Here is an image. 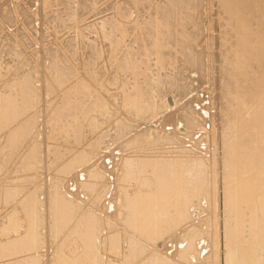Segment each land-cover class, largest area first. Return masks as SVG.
<instances>
[{"label":"rangeland","instance_id":"1","mask_svg":"<svg viewBox=\"0 0 264 264\" xmlns=\"http://www.w3.org/2000/svg\"><path fill=\"white\" fill-rule=\"evenodd\" d=\"M234 1L235 0H183V2H182V0H141V1L140 0H45V1L44 0H0V20H2V21H0V32H1L0 33V80H1L0 81V93H1L0 97H1V102H3L6 99L15 100L18 97L20 99V102L24 103L28 99V97H27L28 94H31L32 99H33L32 104L33 105L35 104L34 106L32 105V109L28 112H27L26 107L24 109V107L21 106L20 109L23 111H22L18 121L13 123V124H10L7 127H5V130L0 132V153H1L0 154L1 155L0 156V166H1L0 167V174H1L0 175V180H1L0 181L1 182L0 183V224L4 223V224H2L3 227H2V225L0 226V245H1L0 246V253L3 252L4 246L9 243L8 241H10V243L8 245L14 246L16 243V241H14V240L16 238H19V240L17 242L19 244L16 247L14 246L11 249L10 252H12V253H10L9 257H7L8 259L7 258H4V260L1 259L0 264H13V263L14 264L15 263L16 264H20V263L21 264H40V263L41 264H52L53 262H54L53 264H57V262L59 263V261L60 262L62 261V263H64L65 261L71 262L72 260L77 261L78 264H86L85 261H87V259H89V260L91 258L94 259L95 250L94 249L87 250L84 247L85 244H82V241H80V240L82 237H85L88 235L87 234V232L89 230L88 227H89V225H90V227L92 226L91 225L92 220L90 217V215L92 214L91 211L93 210L92 212H94L95 211L94 209L97 208L100 204H102L99 206L102 208V212H100L101 215L99 214L101 219H102L101 225L103 223L105 225L103 224V226H100V229L98 231H95L96 234L97 233H99L98 235L101 234V236H97L99 241L96 243L97 247H98L96 249L97 250L100 249L102 251V252L100 251L101 256H100V253L99 254L97 253L98 254L97 258H98L99 264H115V263L116 264H125L126 263L125 259H127L128 264H143V263L144 264H153V263H155V260L162 261V264L165 262L164 260H166V262L164 264H166L167 262H168V264H196V263H193V262H197V261L193 260L194 255H192L193 256L192 258L187 257L185 255H183V256L180 255L182 252H184L186 250V248L188 246H190L191 243H193L194 249H196L198 253L200 252V250L205 249V252L208 254L214 252V245L217 243L219 248L217 249L218 256L216 257V260H217L218 264H223L222 258H223L224 250H223L222 246H223L224 241H223V229L222 228L224 225V223H223L224 218H225V211L224 210H225L226 204H225V202L224 203L222 202V201H224V196H225L224 194L225 193H224V191L223 192L220 191V190H223V188L221 189L220 187H224L225 181H228L229 178L235 179L234 176H231V177L229 176L230 173H228L229 172L228 170L230 168H227V166H224L225 163H223L227 159V157L230 156L231 152L233 151V150H230L233 148L229 149L228 143H226L225 138L228 137V132H232L234 130V129H232V121L235 120V118H236L235 114H240V112L238 110L239 108L228 110V108L226 107L225 92L223 91V90H225L224 89L225 86H224V80H222V79L224 77H226V74L228 75V73L224 70L223 67L226 66L225 57L230 58V56L233 55L232 53H234L235 49L239 48V50H240V48H242V41L245 39L244 38L245 34L249 35L248 36L250 38L249 41H250V43H252L251 45L253 47H256V44L261 41V43L257 45V50H255V51L253 49H251L250 46L244 47V49L247 51V53H249V52L255 53V52H258V50L264 49L263 48L264 47V28L260 29V26H259V20H262L263 21L262 24H264V10H261L264 7V0H250L252 9H254V8L256 9L255 12H253V11L246 12V15H248L250 12L254 17L253 18L250 16L251 17L250 32L243 30V28L241 30L239 29L237 31H236V29H233V26L231 25L232 17L230 15V13H228L227 9L233 8L235 10V13L237 14V16L239 15V17H241V18H243L242 14H244L243 7L241 6L242 4H239V5L237 4V6H234L233 5ZM96 5H97V7H96ZM168 6H170V7H168ZM225 6L227 9L225 8ZM31 13H33V14H31ZM64 13H65V15H64ZM136 14H137V17L135 19ZM155 16H157V17H155ZM168 17L171 20V22L166 27L165 23H166V20H168ZM8 19H10L9 22H8ZM18 21H19V23H18ZM121 21H123V23ZM76 24L78 25V27L79 26L81 27V30H77L78 33L80 31L79 38H78V36H75V30L73 31V29H72V27ZM96 25H98V26H96ZM157 25L160 26V29H162V28L165 29V27H166V29H169L168 30L169 32L165 33L164 36L162 34L157 35V33H158V31H157L158 29L156 28ZM57 26L59 29L57 28ZM56 28H57V31H56ZM107 29H109V30H107ZM33 32H34V34H33ZM171 33H172V35H171ZM70 34H71V36H70ZM154 34L157 38H159V39L161 38V41H159V43L155 42V40L152 36ZM96 36L99 37L98 38L99 41L95 39ZM8 37H10L11 39ZM34 37L36 39H34ZM46 37H48V38H46ZM14 40H15V42H14ZM53 40H55V41H53ZM68 40H69V42H68ZM65 41L67 42V44ZM137 41H138V43H137ZM130 44H131V46H130ZM76 46H78V47H76ZM232 46H233V48H232ZM57 47L59 49H57ZM18 50H20V51H18ZM58 50L61 52H58ZM83 50L85 52H83ZM104 50L108 53L111 51V54L106 53ZM193 50L194 51L196 50V51L194 52ZM177 51H179V52H177ZM89 53H90V55H89ZM205 54H207L209 57ZM178 55L180 56V58ZM196 55H197V57H196ZM204 55H205V57H204ZM126 57H130L134 63L138 64L139 65L138 70L140 72L144 73L145 75L149 74L150 72H151L150 75L156 74V73L159 74L161 72L160 75H162V77L164 75V77L162 79L165 82L166 81L167 82L180 81V83L186 82L187 83L186 84L187 85V91L186 92L189 94H187L185 96V98L181 101V104L185 105V103H190L193 106L190 105L191 109H189V107H186L189 110H191V112H188V110H186V112H183V115L185 117H187L188 113L190 116V113H192L193 111L196 112V116L193 115V117H196V118H194V120H192V123H194L195 121L196 122L194 124L190 125V127L192 126L191 129L189 126H187V127H189V129L186 128L185 131L180 132V131H178V126H176L175 122H173V124H169L170 126L167 125L166 129L164 128L165 130L168 129L166 131V132H168L167 134L165 131H162V130H159L161 132V134H159L160 132H157L158 134L156 132H154L157 135L156 136L153 133L155 137L161 136V138H163L162 135L163 136L165 135L164 140H166V138L169 139L168 137H171L174 135L176 136V139H173V140L171 139V141H168V142L161 141V142L157 143V145L154 147L155 149H153V150H152V148H149L151 150L148 149L150 153L146 152V151H142V150L141 151L139 150V152H138V148L135 149L134 147H133V149L129 150V147L131 148L130 140L136 136L135 135L136 133H139V134L141 133L140 135L145 134V135H148V137H149V134H151V132L149 131L148 134H147V131L144 132L146 130V128H145V126H142V125H143L145 119L137 118L135 115L129 113L128 109L126 110L127 106L126 107L124 106L125 105L124 100L126 99L125 97H127L130 90L132 92L134 91L133 84H131V83L128 84L131 77L128 76L129 74L125 73V71H127V70L122 69V65L124 64L125 60H127ZM85 58H88V59H85ZM176 58H177V60H176ZM204 61H205V63H203ZM248 62L249 63H248V68H247L246 73L249 75L251 73L254 74L256 77L255 79L257 81H260L261 85H263V86H261L262 87L261 91H264V62H262V61L256 62L252 59H250V61H248ZM85 64L87 65V67H85L86 66ZM203 64H205V67L203 66ZM187 65H188V67H187ZM76 66H77V68H79L81 74L77 71ZM163 66H164V68H163ZM196 66H197V68H196ZM206 66L209 68V69L207 68L208 70L211 69L210 70L211 72L210 71L208 72V70L205 69ZM91 68H92V70H91ZM154 69H155V72H153ZM156 70H157V72H156ZM171 70L173 73L170 72ZM198 70L200 71V73L198 72ZM217 70H218V72H217ZM60 71L62 73V77L59 79V77L57 75H59ZM166 71L170 72V73L168 74ZM192 71H194L195 73ZM180 72H182L181 73L182 76L179 75ZM205 73H206V75L209 74L208 77L204 76ZM166 74H168V76ZM183 75L185 78L183 77ZM121 77H123V78H121ZM220 77H221V79H220ZM200 79H201V81H200ZM257 81H255V82H257ZM77 84H79V85H77ZM95 84H97L99 86V88L100 87L102 88V95H104L103 97L100 96L99 94H96V91H95L96 85ZM49 85H50V87H47ZM84 86H86L87 89H89V93L87 92V94H85L84 91L82 93L81 89ZM30 87H32V88H31V91L29 93L22 94L23 90L24 91L26 89L28 90V88H30ZM49 88L51 91L49 90ZM170 89H169V87L166 88V91H167V93H166L165 88H164L162 90V92L164 94L161 92L163 95L161 94L160 99L162 96L164 97L165 95H166L165 96V98H166L167 94H168V97L174 95L175 93ZM188 91H190L191 93ZM32 93L33 94L35 93L34 96H36V97H34L32 95ZM36 93H38V94H36ZM6 94H8V95H6ZM61 95H63V96H61ZM81 96H83V97H81ZM100 97L104 100V103L107 104V108H108V111L110 113L109 115H107V117H108L107 121H106L107 125L105 126V129H106L105 132L107 133V135L104 138H102V136H100L99 133L91 135L87 131V134H86L87 125L85 124L84 118L81 119V121L79 123L73 125L74 120H75L74 115L76 113H78V112H76V110L74 112H72L74 118L73 117H67V118H63L62 120H60L61 115L59 112L63 111L65 113L68 111V108L65 106H66V102L69 99H71L72 102L80 101L81 103L89 104L92 101V99L100 98ZM34 98H35V101H34ZM56 98H57V100H56ZM58 98H59V100H58ZM38 99H40V100H38ZM49 104H50V106H49ZM175 104H176L175 96H173L172 101H170V105L174 106ZM33 107H34V109H33ZM112 109H115V110H112ZM192 109H193V111H192ZM248 110L250 111V114L253 115L252 116L253 118L256 115L260 114V112L262 110H264V92L260 93V95H258L253 101H251L249 103ZM113 112H114V114H113ZM197 112L200 113V119H198L199 115ZM218 112H219V114H218ZM117 114H118V116H117ZM244 115L246 117H248L247 112ZM36 116H37V118H36ZM230 116H231V118H230ZM237 117L242 118L241 116H237ZM246 117H244V122L247 121L249 118V117L248 118H246ZM32 118H35V119H33V121H32ZM214 118L215 119L217 118L216 120L219 119L218 120L219 123H218V121L216 122V120L214 121ZM220 118H221V120H220ZM222 118L224 121L222 120ZM54 119H56V120H54ZM28 120L32 121V123L34 122L33 123L34 128L30 131L29 135L27 137H23L22 140H20L14 148L10 147L8 145L10 134L12 132L16 131L19 125L23 124L24 122H26ZM64 121L67 123V125ZM117 122H121V123H119V125L117 126V124H118ZM17 123H18V125H17ZM112 123L114 125H112ZM122 123H124L125 126H127L129 129H132L133 132H131L129 134H120L119 132H117V127L122 126ZM200 123L204 126L206 131H202L203 128H202V125ZM14 124H16V125H14ZM133 124H134V126H133ZM219 124L223 126V129L224 128L225 129L223 130ZM50 126H52V128ZM113 126H114V128H113ZM57 127H58V129H57ZM78 127H79V131L85 132V134L82 133V135L79 136L81 138H78V139H80L78 141V142H80V148L88 145V143L91 146H90V148L85 147V150L81 151L82 153L79 152L80 154L78 155V157L80 159L76 163L74 158L77 156V153H78V151L76 152V148L78 147V145H77L78 142L75 141V138H77L76 130L78 129ZM169 127H171L170 129H172V130L169 131ZM175 127H177V128H175ZM194 127H195V129H194ZM199 128H200V130H199ZM137 129H138V131H137ZM34 130H35V132H34ZM52 130H55V131H52ZM47 131H48V133H47ZM51 132H53V134ZM196 132H198L199 134L198 133L196 134ZM117 133H119V134H117ZM169 133L172 135L170 136ZM206 133H209L210 135L209 134L206 135ZM113 134H116V135H113ZM176 134H178V137ZM189 134L192 135V137ZM54 135H55V137H54ZM63 135H64V138H63ZM117 135H119V136H117ZM185 135H187V137ZM195 135H197V136L199 135L200 138L196 139L195 137H197V136H195ZM214 135L217 136V139H216V136H214ZM112 136L115 138H113ZM154 136H152V137H154ZM208 136L210 138H206ZM189 137H191V139L194 138L195 141H194V139L191 141V139ZM125 138L127 140H124ZM145 138L146 137L144 136L143 141H142L143 143L148 144V146H149V144H153L152 139L150 141V139L146 140L147 138L146 139ZM201 139H205V140L209 139V140H208V143H207V141H204L205 143L203 144ZM177 140H179V141H177ZM181 141L183 142L182 143L183 145L187 143L186 145H184L183 148H182L183 145L181 144ZM75 142H77V143H75ZM169 142L172 144H170ZM101 143H103V144H101ZM113 143H114V146H113ZM115 143H117V144L115 145ZM175 143H176V145H175ZM199 143H200V145H198ZM65 144H66V147H65ZM164 144H165V146H164ZM70 145L71 146L74 145V146L71 147ZM121 145H122L123 149L125 147H126L125 149L128 148L127 150H129V151H127L126 153L130 159L131 158L133 159V157L136 158L137 155H138V157H141L142 154L143 155L141 158H143V156L147 157V156L152 155V154H154L153 156H156L157 153L162 152L161 155H165V154L169 153L168 155L174 156V154H175V156L179 157L180 159L176 158L175 156L173 158H175L176 161L177 160L182 161L183 155L184 156L186 155L185 156L186 160L183 159L182 162L188 163V160H190L189 161L190 166L191 167H192V165L195 166V168L193 166L192 170L190 169L191 167L189 166L190 167L189 171H191L190 175L193 176L194 173L197 172L194 170H197L200 167V165L203 164V166H205V167L208 166L207 170H206V173L208 171V173H207L208 176L206 177V179L209 177V179L211 180V183L208 184V185H210L208 187V191L205 193L206 194L205 199H204V197H201L200 198L201 200L198 199L197 200L198 202L195 203L194 207H193L196 209L193 211L191 210L192 213H190L187 217H184L180 221L179 220L177 221L175 218H170L171 220L168 223V226H166L164 231L159 233V235L157 236V240L156 239L145 240V238L139 237L136 235L135 239L138 238V242L141 243V248L143 250L142 254H140L141 256L138 255L136 257L134 256V254H132L133 249L131 248L130 244L127 243V241L129 240V237L131 238V235H133L131 233V228H129V226L126 225V223H125L129 219L124 218V217H126V216H124L125 213L128 214L129 210L126 211V208L123 209V208H121L122 206H120V205H119L120 206L119 207L117 203L115 204V202L118 201V203H119V199L121 198L122 195L126 194V192L132 194V193H134V191H137L136 189H141L142 187L140 188L138 186V184H136V186H135V183L134 184L131 183L130 186H128L127 184L123 185V184H125L123 181H121V178L123 176L121 174L119 176V174H118L119 171L117 169L118 167L120 168V166L123 162L122 157L120 158V156H119V155H121V152L123 150L121 148ZM201 145H203V148L201 147ZM19 146H20V150H19ZM158 146H160V148ZM174 147H175V149H174ZM185 147H186V151L188 150L187 152L184 151ZM193 147H194V149H193ZM56 148H57V150H56ZM118 148L121 150L119 151ZM169 148H170V151H172V152H170L168 150ZM206 148H209V150ZM31 149L33 151L36 150V152L38 154V157H37L38 160L36 159V161H35V160H29L28 159L27 153H29V152L27 150H31ZM62 149H64V150H62ZM158 149H159V151H158ZM101 150L104 151L105 153L107 152L108 154L104 155V152L102 154ZM116 150H117L118 154H116L117 153ZM193 150H195V151H193ZM206 150H207V152H206ZM225 151H226V153H225ZM229 151H231V152H229ZM113 152H116L115 153L116 156ZM119 152H120V154H119ZM196 152L198 154L201 152L199 155L203 158H200V156L198 157V154L196 155ZM144 153H147V154H144ZM183 153H185V154H183ZM109 154H110V156H107ZM193 154H195V155H193ZM188 155H190V156H188ZM211 155H213V156H211ZM106 156L109 159H107ZM114 156L118 157V158H116L118 160H116ZM191 157H193V161H192ZM5 159L7 160L6 162H5ZM212 159H213V161H212ZM106 161H107V163H106ZM198 161H200V162H198ZM202 161H204V162L202 163ZM37 162H39L37 169L31 170L29 166L31 164L33 166ZM196 162H197V164L199 163L200 165L199 164L197 165ZM72 163H74V164L72 165ZM104 163H105V165H104ZM211 163H212V165H211ZM77 164H78V166H77ZM90 164H92V167L94 169L91 167ZM217 164H220V165H217ZM113 165H114V168H113ZM18 167H19V169H18ZM109 167L111 169H109ZM115 167H117V168H115ZM217 167H218V169H217ZM72 168H74L73 171H72ZM220 168H223V170L222 169L220 170ZM20 169H22V170H20ZM108 169H109V172H108ZM86 170H87V172H86ZM112 170H114V171H112ZM9 171H11V172H9ZM95 172H100L102 175V179H101L102 182L101 181H100V183L98 182L99 185L97 187V191H95V189L93 190L92 188H90L91 186L94 185V182H95V179H94ZM110 172H111V174H110ZM116 172H118V173H116ZM30 173H31V175L29 176L28 174H30ZM56 173H58V174H56ZM87 173H88V175H87ZM115 173L117 175H115ZM114 175H115V177H114ZM245 175L249 176L250 174L245 173ZM80 176H83L85 178V180H83V177H81L82 178V180H81ZM110 176H113L112 177L113 180H112V178H110ZM216 177H218V178H216ZM108 178L110 181L108 180ZM72 179L76 185L74 184ZM212 179H213L214 184L212 183ZM220 179H221L222 185H224V186L217 185V184H219L218 180H220ZM234 179H233V181H234ZM91 180H93V182ZM103 180H104V184H103ZM114 180H115V184H112L114 190H112L111 183H114L113 182ZM24 182H25V184H24ZM116 182H117V185H116ZM20 183H23L25 185L24 186L25 188L23 187V184H21L22 185L21 186ZM108 183H109V186H108ZM12 184H13V186H12ZM18 184H19V186H18ZM57 184H59V185H57ZM69 185H71V186H69ZM212 185H213V187H212ZM217 186H219V187H217ZM12 187L14 189H11ZM52 187H53V189H52ZM69 187H70V189H69ZM133 187H136V188L133 189ZM72 189H75L76 192L73 193L74 190H72ZM151 189H153V188H151ZM71 190H72V192H70ZM128 190H130V191H128ZM216 190H218V191H216ZM113 191H114V193H113ZM210 191H211V193H210ZM19 192H21V193H19ZM99 192H100V194H99ZM108 192H109V199H107L108 198ZM115 192H116V194H115ZM36 193H38V194H36ZM40 193H41V195H39ZM213 193H214V195H213ZM219 193H221L222 195ZM33 194H34V196L35 195L36 196L34 197ZM83 195H84V197H83ZM37 196H39V197H37ZM90 196L93 198H91ZM65 197H67L69 199L66 200L67 198H65ZM104 197H106V199L104 200L105 202L102 201ZM209 197H211V198H209ZM3 198L5 201H3ZM50 199L53 202L52 201L50 202ZM54 199H55V201H54ZM57 199L58 200L61 199V201L60 202L58 201V203H57L56 202ZM17 200H18V202H17ZM30 200H33L34 202L37 203V205L40 206V207L37 206V208H39V212H38L39 222L42 220V224L39 223L40 225L38 226L40 229L38 232L39 238L37 237V241H39L38 245L39 246L42 245V246L39 249L40 251L38 250L39 253H38V251H36L37 253L33 251V253L31 252L30 254H27L28 252L26 250L28 248L26 246H23V245L28 244L27 242H25L26 239H29V236H26V234L30 231L29 229L31 228L30 223L28 222L29 214H31V213H30V209L27 207V204H28V202H30ZM70 200H71V202H70ZM210 200H212V201H210ZM13 201H14V203H13ZM66 201H67V203H66ZM86 201H89V202H86ZM101 201H102V203H101ZM3 202L5 205L3 204ZM108 202L109 203L113 202V203H111V206H114V208L111 211L110 210L108 211V208H109ZM206 202H208V203H206ZM72 203L77 205V207H78L77 213H76L77 215H74L75 216V217L73 216L74 218L71 216L72 218H69L67 221H64L62 218L64 209L66 210V206L71 207ZM88 203L90 205H88ZM92 203H95L96 205L95 204L93 205ZM58 204H59V207H57ZM206 204H207V206H206ZM209 204L211 207L208 206ZM220 204H221V206L219 208ZM197 205H198V207H197ZM204 206H206L207 208ZM73 207L74 206H72V208ZM201 207L204 209H202ZM117 208H119V209H117ZM200 208L202 210H199ZM217 208H219L218 211H216ZM233 209L234 208H228L227 212H231V210L233 211ZM10 210L11 211L13 210L11 215H10V212H11ZM122 210H124L123 211L124 220L122 219L121 216L117 215L119 213V211L122 212ZM196 210L199 212H197ZM203 210H205V212ZM49 211H51V212H49ZM52 211L54 214L52 213ZM202 211H203V213H202ZM195 212L198 213V217L194 216ZM207 212H209V213H207ZM82 213L83 214L85 213V214L82 215ZM210 214L215 217V218L213 217L215 220L213 218L211 219L212 216ZM234 214L235 213L229 215L228 219L231 221H234ZM109 215L110 216L112 215L111 216L112 219ZM190 215H191V217H190ZM207 215H208V217H207ZM221 215L223 217H221ZM85 216L89 221L85 218ZM20 217H22V218H20ZM57 217H58V220H56ZM118 217H120V218H118ZM192 217H193V219H192ZM205 217H207V218H205ZM6 218H7V220H6ZM14 218H17V221H19V227H20L19 232L21 230L23 232L21 231L20 233L19 232L16 233V232H13L12 228H10L9 223ZM40 218H41V220H40ZM79 218L80 219L83 218V219L81 221H79L80 220ZM220 218H221V220H220ZM74 219H75V221H74ZM60 220H61V222H60ZM104 220H105V222L107 221V223H105ZM110 220H111V222H110ZM166 221L167 222L169 221L168 218L166 219ZM185 221L188 223H186ZM65 222H66V224H65ZM48 223H49V225H48ZM79 224H80V226H79ZM116 224H118V225H116ZM56 225H57V227H56ZM109 226H110V228H109ZM211 226H213V227L211 228ZM5 227L7 228V230L5 231L6 233L1 235L2 229H4ZM120 227H124L123 229L124 230L126 229L125 231L127 234L125 233V231L123 233V229ZM105 228H107L108 230ZM172 228H173V231H172ZM213 228H214V230L212 231L211 229H213ZM40 230H42V231H40ZM106 231L109 233L107 234ZM209 231H211V232H209ZM82 232H84V234ZM180 233H181V235H180ZM20 234H23V235H21V237H20ZM11 235L13 236V238ZM14 235H15V237H14ZM177 236L179 237V239ZM4 238L7 240H5ZM8 238H10V239H8ZM20 238H21V240H20ZM1 239H3L4 241ZM70 239H72V240L70 241ZM103 239H104V242H103ZM121 239H122V242H121ZM221 239H222V241H221ZM165 240L167 242H164ZM180 240H181V242H180ZM199 240H201L202 243L205 244V246L203 244L201 245V241L198 242ZM5 241L7 243H5ZM213 241H214V243H213ZM77 242H78V244H77ZM158 242L162 243V244L164 243L166 245L164 247L163 251H161L159 249V251H161V254H158V252H157L158 251V249H157L158 248L157 247ZM197 242L202 247L197 246V245H199ZM67 243H68V245H67ZM110 243H111V245L109 246ZM179 243L181 244V246L178 248ZM183 243H184V246L182 245ZM3 244H4V246H3ZM169 244L171 245V247ZM100 245H102L104 250L102 247H101L102 249L100 248ZM71 246H73V247H71ZM182 246L185 248H183ZM67 247H69V248H67ZM181 247H182V249H180ZM199 247H201V248H199ZM205 247H207V248L210 247L211 249L210 248L207 249ZM1 248H3L2 251H1ZM166 248H168L169 250H172V252H170L171 254H168L169 250H167ZM123 250H125V251H123ZM178 250H179V252H178ZM163 252H165V253H163ZM215 253H216V251H215ZM34 254L36 256L38 254L39 255L36 257ZM40 254H41V256H40ZM102 254L104 255L103 258H102ZM109 254H112L113 256H111ZM22 255H23V257H22ZM32 255H33V258H31ZM34 256H35V258H38V259H35ZM39 256H40V258H39ZM57 257H58V260H57ZM128 257L129 258L132 257V258L129 260ZM133 257L137 258V259H134ZM101 258H102V260H101ZM19 259H20V261H19ZM27 260L30 263H28ZM199 264H201V263H199Z\"/></svg>","mask_w":264,"mask_h":264},{"label":"bare ground","instance_id":"2","mask_svg":"<svg viewBox=\"0 0 264 264\" xmlns=\"http://www.w3.org/2000/svg\"><path fill=\"white\" fill-rule=\"evenodd\" d=\"M45 1V0H44ZM141 1V0H140ZM58 2V1H57ZM183 2V0H182ZM92 3V2H91ZM237 4H242L241 6L243 7V10H244V14L243 15V18L239 17V15L237 16V14L235 13V10L233 8H225L227 9L228 13H230L231 17H232V23L231 25L233 26V29H236L237 30H241L243 28V30H246L247 32H250V22H251V17H253V15L250 13L251 11L255 12L256 9H252V6H251V2L250 0H235L233 5L234 6H237ZM98 5V4H97ZM96 5V7H97ZM74 6V5H73ZM170 7V6H168ZM29 9V8H28ZM99 9V8H98ZM118 9V8H117ZM153 10V9H152ZM261 10H264V7L261 9ZM249 12L248 15H246V12ZM131 12V11H130ZM240 12V11H239ZM17 14V13H16ZM33 14V13H31ZM222 14V13H221ZM240 14V13H239ZM19 15V14H18ZM17 15V16H18ZM27 15V14H26ZM65 15V13H64ZM45 16V15H44ZM59 16V15H58ZM152 16V15H151ZM251 16V17H250ZM16 17V16H15ZM29 17V16H28ZM137 17V14L135 16V19ZM157 17V16H155ZM45 18V17H44ZM110 18V17H109ZM254 18V17H253ZM77 19V18H76ZM10 19H8V22H9ZM50 20V19H49ZM230 20V19H229ZM2 21V20H0ZM33 21V20H32ZM31 21V22H32ZM146 21V20H145ZM24 22V21H23ZM56 22V21H55ZM123 23V21H121ZM171 22V20L169 19L168 17V20H166V23H165V26L167 27L168 24ZM262 20H259V26H260V29L261 28H264V24H262ZM19 23V21H18ZM25 23V22H24ZM27 23V22H26ZM52 23V22H51ZM142 23V22H141ZM157 23V22H156ZM34 24V23H33ZM48 24V23H47ZM8 25V24H7ZM18 25V24H17ZM30 25V24H29ZM28 25V26H29ZM20 26V25H19ZM35 26V25H34ZM53 26V25H52ZM68 26V25H67ZM71 26V25H70ZM91 26V25H90ZM98 26V25H96ZM153 26V25H152ZM15 27V26H14ZM55 27V26H54ZM165 29L162 28L160 29V26L157 25V35L159 34H162L164 36L165 33H168L169 29ZM13 28V27H12ZM22 28V27H21ZM26 28V27H25ZM24 28V29H25ZM52 28V27H51ZM58 28V26H57ZM57 28H56V31H57ZM94 28V27H93ZM96 28V27H95ZM132 28V27H131ZM197 28V27H196ZM9 29V28H8ZM28 29V28H27ZM36 29V28H35ZM59 29V28H58ZM73 31L75 30V36H78L79 38V33L77 32V30H81V27L76 24L72 27ZM21 30V29H20ZM30 30V29H29ZM95 30V29H94ZM109 30V29H107ZM5 31V30H4ZM63 31V30H62ZM21 32V31H20ZM98 32V31H97ZM110 32V31H109ZM1 33V32H0ZM14 33V32H13ZM46 33V32H45ZM18 34V33H17ZM34 34V32H33ZM58 34V33H57ZM60 34V33H59ZM178 34V33H177ZM184 34V33H183ZM188 34V33H187ZM21 35V34H20ZM45 35V34H44ZM73 35V34H72ZM86 35V34H85ZM103 35V34H102ZM119 35V34H118ZM142 35V34H141ZM172 35V33H171ZM198 35V34H197ZM18 36V35H17ZM35 36V35H34ZM71 36V34H70ZM155 42L159 43V41H161V38H157L154 35H152ZM174 36V35H173ZM249 35L248 34H245L244 35V40L242 41V48H237L235 49L234 53H232L230 56V58H226L225 57V63H226V66L223 67L224 70L228 73V75L226 74V77H224L222 80H224V86H225V90H223L225 92V99H226V107L228 108V110H232V109H235V108H239V112L240 114H235L236 118L235 120L232 121V129H234L232 132H228V137L225 138V141L226 143H228V146H229V149L230 148H233V149H230V150H233L230 154L229 157H227V159L223 162L225 163L224 166H227V168H230L228 171V173H230V177L231 176H234L235 179L233 181L232 178H229L228 181H225L224 185H222V182H221V179L218 180L219 186H224V187H220L221 189L223 188V190H220V191H224V201H222L223 203L225 202L226 206H225V218H224V225H223V250H224V254H223V264H264V110H262L260 112V114L256 115L254 118L252 117L253 115L250 114V111L248 110V106H249V103L251 101H253L258 95H260V93H263L264 91H261L262 90V87L263 85H261V82L260 81H257L255 78V75L254 74H247V68H248V61H250V59L256 61V62H259V61H262L264 62V49L263 50H258V52H255V53H247V51L244 49V47L246 46H250L251 49H253L254 51L257 50V45L261 43L258 42L256 44V47H253L250 43V38L248 37ZM36 37V36H35ZM34 37V39H36ZM178 37V36H177ZM259 37V36H258ZM10 38V37H8ZM14 38V37H13ZM48 38V37H46ZM69 38V37H68ZM76 38V37H75ZM89 38V37H88ZM98 36H96V40H98ZM119 38V37H118ZM173 38V37H172ZM171 38V39H172ZM201 38V37H200ZM11 39V38H10ZM67 39V38H66ZM86 39V38H85ZM90 39V38H89ZM101 39V38H100ZM138 39V38H137ZM190 39V38H189ZM6 40V39H5ZM48 40V39H47ZM52 40V39H51ZM235 40V39H234ZM18 41V40H17ZM55 41V40H53ZM99 41V40H98ZM127 41V40H126ZM15 42V40H14ZM66 42V41H65ZM69 42V40H68ZM91 42V41H90ZM114 42V41H113ZM129 42V41H128ZM197 42V41H196ZM195 42V43H196ZM200 42V41H199ZM198 42V43H199ZM26 43V42H25ZM24 43V44H25ZM62 43V42H61ZM85 43V42H84ZM135 43V42H134ZM138 43V41H137ZM136 43V44H137ZM175 43V42H174ZM67 44V42H66ZM87 44V43H86ZM85 44V45H86ZM101 44V43H100ZM224 44V43H223ZM28 45V44H27ZM62 45V44H61ZM76 45V44H75ZM97 45V44H96ZM118 45V44H117ZM158 45V44H157ZM65 46V45H64ZM93 46V45H92ZM110 46V45H109ZM131 46V44H130ZM174 46V45H173ZM230 46V45H229ZM75 47V46H74ZM78 47V46H76ZM100 47V46H99ZM195 47V46H194ZM53 48V47H52ZM92 48V47H91ZM95 48V47H94ZM98 48V47H97ZM126 48V47H125ZM172 48V47H171ZM233 48V46H232ZM264 48V47H263ZM57 49H59L57 47ZM79 49V48H78ZM128 49V48H127ZM177 49V48H176ZM80 50V49H79ZM87 50V49H86ZM101 50V49H100ZM136 50V49H135ZM20 51V50H18ZM71 51V50H70ZM105 51V50H104ZM158 51V50H157ZM194 51V50H193ZM196 51V50H195ZM194 51V52H195ZM199 51V50H198ZM58 52H61L58 50ZM64 52V51H63ZM83 52H85L83 50ZM82 52V53H83ZM87 52V51H86ZM90 52V51H89ZM101 52V51H100ZM106 52V51H105ZM127 52V51H126ZM179 52V51H177ZM193 52V53H194ZM108 53V52H106ZM111 54V51L109 52ZM108 53V54H109ZM197 53V52H196ZM207 53V52H206ZM64 54V53H63ZM126 54V53H125ZM124 54V55H125ZM178 54V53H177ZM209 54V53H208ZM87 55V54H86ZM90 55V53H89ZM146 55V54H145ZM185 55V54H184ZM195 55V54H194ZM207 55V54H205ZM204 55V57H205ZM98 56V55H97ZM110 56V55H109ZM179 56V55H178ZM208 56V55H207ZM123 57V56H122ZM197 57V55H196ZM209 57V56H208ZM59 58V57H58ZM108 58V57H107ZM110 58V57H109ZM117 58V57H116ZM127 60H125L124 64L122 65V69L123 70H127L125 71V73L129 74L128 76L131 77V79L129 80V83L128 84H133L134 86V91L132 92L130 90L129 94L127 95V97H125L126 99L124 100V106L126 107V110L128 109L129 113L135 115L137 118H142V119H145L144 123L142 126H145L146 130L144 132L147 131V134L148 132L150 131L151 134H149V137L148 135H140L139 133H134L136 136L133 137L131 140H130V146L131 148L129 147V150L130 149H133V147L135 149L138 148V152L139 150L141 151H146V152H149V148H152L155 149L154 147L157 145V143L161 142V141H165V142H168V141H171V139H176V136H171L172 134H170L171 137H168L169 139L166 138V140H164V136L162 135L163 138L160 137H155L154 136V132H160L159 130H162V131H167L165 130L166 129V126L169 125V124H173V122H175L176 126H178V131L182 132V131H185L186 128L189 129L190 125L191 124H194L192 123V120H194V118L196 117H193V115L196 116V112L193 111L192 109V113H190V116H189V113H188V116L185 117L183 115V112H186V110H188V112H191V109L190 108V103H185L184 104H181V101L185 98V96L189 93H187V83H180V81H171V82H165L163 81V77L162 75H160V73H156V74H152L150 75L147 74L145 75L144 73L140 72L138 70V67L139 65L134 63L132 61V59L130 57H126ZM180 58V56H179ZM178 58V59H179ZM31 59V58H30ZM85 59H88V58H85ZM103 59V58H102ZM105 59V58H104ZM137 59V58H136ZM140 59V58H139ZM157 59V58H156ZM206 59V58H205ZM208 59V58H207ZM211 59V58H210ZM209 59V60H210ZM106 60V59H105ZM104 60V61H105ZM110 60V59H109ZM118 60V59H117ZM116 60V61H117ZM153 60V59H152ZM175 60V59H174ZM177 60V58H176ZM93 61V60H92ZM123 61V60H122ZM121 61V62H122ZM139 61V60H138ZM179 61V60H178ZM191 61V60H190ZM189 61V62H190ZM31 62V61H30ZM60 62V61H59ZM157 62V61H156ZM174 62V61H173ZM177 62V61H176ZM181 62V61H180ZM3 63V62H2ZM118 63V62H117ZM139 63V62H138ZM162 63V62H161ZM169 63V62H168ZM205 63V61L203 62ZM210 63V62H209ZM220 63V62H219ZM59 64V63H58ZM153 64V63H152ZM80 65V64H79ZM86 65V64H85ZM98 65V64H97ZM118 65V64H117ZM116 65V66H117ZM156 65V64H155ZM154 65V66H155ZM161 65V64H160ZM200 66V65H199ZM203 66L205 67V64H203ZM2 67V66H1ZM58 67V66H57ZM87 67V65L85 66ZM84 67V68H85ZM105 67V66H104ZM144 67V66H143ZM188 67V65H187ZM194 67V66H193ZM221 67V66H220ZM120 68V67H119ZM164 68V66H163ZM197 68V66H196ZM199 68V67H198ZM208 67L206 66L205 69H207ZM38 69V68H37ZM76 69L77 71L80 73V70L79 68H77L76 66ZM145 69V68H144ZM158 69V68H157ZM160 69V68H159ZM166 69V68H165ZM178 69V68H177ZM187 69V68H186ZM190 69V68H189ZM204 69V70H205ZM209 69V68H208ZM207 69V70H208ZM220 69V68H219ZM218 69V70H219ZM31 70V69H30ZM92 70V68H91ZM173 70V69H172ZM172 70L170 72H172ZM188 70V69H187ZM186 70V71H187ZM202 70V69H201ZM211 70V69H210ZM208 70V72L210 71ZM217 70V72H218ZM169 71V70H168ZM213 71V70H212ZM58 72V71H57ZM90 72V71H89ZM153 72H155V69L153 70ZM157 72V70H156ZM167 72V71H166ZM170 72H167L168 74ZM194 72V71H192ZM197 72V71H196ZM198 72L200 73V71L198 70ZM205 72V71H204ZM211 72V71H210ZM124 73V72H123ZM173 73V72H172ZM182 72H180L179 75H181ZM195 73V72H194ZM198 73V74H199ZM35 74V73H34ZM81 74V73H80ZM108 74V73H107ZM168 74H166L168 76ZM83 75V74H82ZM176 75V74H175ZM209 75V74H208ZM208 75H205L204 76H207ZM221 75V74H220ZM59 77V79L62 77V73L60 71L59 75H57ZM170 76V75H169ZM172 76V75H171ZM177 76V75H176ZM182 76V75H181ZM46 77V76H45ZM98 77V76H97ZM184 77V75H183ZM51 78V77H50ZM54 78V77H53ZM123 78V77H121ZM173 78V77H172ZM178 78V77H177ZM180 78V77H179ZM185 78V77H184ZM204 78V77H203ZM210 78V77H209ZM181 79V78H180ZM221 79V77H220ZM52 80V79H51ZM118 80V79H117ZM172 80V79H171ZM175 80V79H174ZM205 80V79H204ZM1 81V80H0ZM78 81V80H77ZM184 81V80H183ZM201 81V79H200ZM257 81V82H255ZM58 82V81H57ZM110 82V81H109ZM222 82V81H221ZM104 83V82H103ZM74 84V83H73ZM223 84V83H222ZM47 85V84H46ZM79 85V84H77ZM96 87H95V91H96V94H99L100 96H104L102 95V88L95 84ZM101 85V84H100ZM20 86V85H19ZM88 86V85H87ZM98 86V87H97ZM47 87H50L47 86ZM170 90H172L174 93V95L172 96H169L168 97V94H167V97L165 98V96L161 97L160 99V96L161 94L163 93L162 90L165 88V91H166V88H168ZM189 87V86H188ZM193 87V86H192ZM31 88H28V90L26 89L25 91L23 90L22 91V94H27L31 91ZM72 88V87H71ZM126 88V87H125ZM131 88V87H130ZM50 90V88H49ZM51 91V90H50ZM82 93L84 91L85 94H87V92L89 93V89H87L86 86L82 87L81 89ZM169 91V90H168ZM6 92V91H5ZM48 92V91H47ZM121 92V91H120ZM162 92V93H161ZM171 92V91H170ZM169 92V93H170ZM190 92V91H188ZM55 93V92H54ZM167 93V91H166ZM191 93V92H190ZM35 94V93H34ZM34 94L32 93V95L34 96ZM38 94V93H36ZM56 94V93H55ZM119 94V93H118ZM164 94V93H163ZM162 94V95H163ZM1 95V93H0ZM8 95V94H6ZM17 96V95H16ZM19 96V95H18ZM63 96V95H61ZM60 96V97H61ZM110 96V95H109ZM175 96V102L176 104L174 106H171L170 105V101H172V97ZM7 97V96H6ZM14 97V96H13ZM28 99L22 103L20 102V99L16 98L15 100L13 99H6L4 100L3 102H1V97H0V132L1 131H4L5 130V127L9 126L10 124H13L15 122L18 121L21 113L23 110H21V106L26 107L27 109V112L30 111L32 109V96L31 94H28ZM36 97V96H34ZM83 97V96H81ZM80 97V98H81ZM179 97V98H178ZM62 98V97H61ZM116 98V97H115ZM52 99V98H51ZM22 100V99H21ZM37 100V99H36ZM40 100V99H38ZM48 100V99H47ZM57 100V98H56ZM59 100V98H58ZM84 100V99H83ZM119 100V99H118ZM34 101H35V98H34ZM38 102V101H37ZM54 102V101H53ZM83 102V101H82ZM118 102V101H117ZM39 103V102H38ZM119 103V102H118ZM117 104V103H116ZM225 104V103H224ZM35 105V104H34ZM33 105V106H34ZM54 105V104H53ZM63 105V104H62ZM50 106V104H49ZM193 106V105H191ZM62 107V106H61ZM68 108V111L67 112H59L60 115H61V119L62 120L63 118H67V117H73V114L72 112H74L76 110V113L74 115L75 117V120H74V124H77L81 121V119H85V124L87 125L86 127V134H87V131L91 134V135H94V134H98L100 136H102V138H104L107 133L105 132V126L107 125V115H109V111H108V108H107V104L104 103V100L100 97V98H95V99H92V101L89 103V104H86V103H81L80 101H74L72 102L71 99H69L67 102H66V106ZM109 107V106H108ZM122 107V106H121ZM186 107H189L186 108ZM34 109V107H33ZM59 109V108H58ZM112 110H115V109H112ZM219 111V110H218ZM222 111V110H221ZM226 111V110H225ZM50 112V111H49ZM195 112V113H194ZM237 112V111H236ZM247 112V116L249 117H246L244 114ZM57 113V112H56ZM55 113V114H56ZM112 113V112H111ZM128 113V112H127ZM198 113V119H200V113ZM39 114V113H38ZM48 114V113H47ZM114 114V112H113ZM121 114V113H120ZM219 114V112H218ZM221 114V113H220ZM38 116V115H37ZM36 116V118H37ZM52 116V115H51ZM118 116V114H117ZM130 116V115H129ZM237 116H241L242 118H238ZM39 117V116H38ZM58 117V116H57ZM73 117V118H74ZM123 117V116H122ZM132 117V116H131ZM216 117V116H215ZM244 117L248 118L247 121L244 122ZM40 118V117H39ZM114 118V117H113ZM117 118V117H116ZM213 118V117H212ZM219 118V117H218ZM231 118V116H230ZM234 118V117H233ZM33 119L35 118H32V121ZM217 119V118H216ZM214 118V121L216 120ZM56 120V119H54ZM197 120V119H196ZM219 120V119H218ZM216 120V122L218 121ZM221 120V118H220ZM223 120V118H222ZM32 121L28 120L26 122H24L23 124L19 125L17 130L12 132L9 136V141H8V145L12 148H14L18 142L20 140H22L23 137H27L30 133V131L34 128V125L32 123ZM115 121V120H114ZM127 121V120H126ZM224 121V120H223ZM222 121V122H223ZM65 122V121H64ZM63 122V123H64ZM50 123V122H49ZM57 123V122H56ZM66 123V122H65ZM70 123V122H69ZM83 123V122H82ZM117 126L119 125V123L121 122H117ZM198 123V122H197ZM219 123V121H218ZM72 124V123H71ZM201 124V123H200ZM16 125V124H14ZM18 125V123H17ZM54 125V124H53ZM67 125V123H66ZM83 125V124H82ZM112 125H114L112 123ZM131 125V124H130ZM197 125V124H196ZM202 125V124H201ZM220 125V124H219ZM39 126V125H38ZM37 126V127H38ZM62 126V125H61ZM80 126V125H79ZM134 126V124H133ZM170 126V125H169ZM174 126V125H173ZM189 126V127H187ZM223 129V126L220 125ZM52 128V126H50ZM114 128V126H113ZM134 128V127H133ZM165 128V129H164ZM171 127H169V131L172 130L170 129ZM177 128V127H175ZM192 128V126L190 127V129ZM202 131H206V129L204 128V126L202 125ZM10 129V128H9ZM8 129V130H9ZM58 129V127H57ZM110 129V128H109ZM139 129V128H138ZM137 129V131H138ZM174 129V128H173ZM195 129V127H194ZM205 129V130H204ZM225 129V128H224ZM223 129V130H224ZM227 129V128H226ZM72 130V129H71ZM116 130V129H115ZM142 130V129H141ZM197 130V129H196ZM200 130V128H199ZM198 130V131H199ZM222 130V131H223ZM52 131H55V130H52ZM58 131V130H57ZM56 131V132H57ZM135 131V130H134ZM174 131V130H173ZM177 131V132H178ZM195 131V130H194ZM11 132V131H10ZM35 132V130H34ZM59 132V131H58ZM113 132V131H112ZM115 132V131H114ZM117 132H119L120 134H129L132 131V129H129L127 126H125L124 123H122V126L120 127H117ZM142 132V131H141ZM143 132V133H144ZM175 132V131H174ZM179 132V133H180ZM38 133V132H37ZM48 133V131H47ZM53 134V132H51ZM76 135H77V138H75V141H79L80 139L78 138H81L79 137L80 135L85 134V132H82V131H79V127L78 129L76 130ZM117 133V134H119ZM154 133V134H153ZM168 132H166L167 134ZM178 133V134H179ZM190 133V132H189ZM198 132H196L197 134ZM203 133V132H202ZM55 134V133H54ZM72 134V133H71ZM133 134V135H134ZM158 134V133H157ZM161 134V132L159 133ZM178 134L177 137H178ZM187 134V133H186ZM199 134V133H198ZM209 134V133H206V135ZM223 134V133H222ZM227 134V133H226ZM58 135V134H57ZM56 135V136H57ZM65 135V134H64ZM64 135H63V138H64ZM112 135V134H111ZM113 135H116V134H113ZM156 135V134H155ZM190 135V134H189ZM210 135V134H209ZM71 136V135H70ZM73 136V135H72ZM97 136V135H96ZM99 136V137H100ZM119 136V135H117ZM124 136V135H123ZM132 136V135H131ZM144 136L147 138H145L146 140H149L151 141V139L153 140V144H145L143 143V138ZM154 136V137H152ZM157 136V135H156ZM187 137V135H185ZM192 137V135H190ZM197 136V135H195ZM216 136V135H214ZM222 136V135H221ZM226 136V135H225ZM55 137V135H54ZM113 137V136H112ZM181 137V136H180ZM191 137H189L191 139ZM61 138V137H60ZM87 138V137H86ZM110 138V137H109ZM115 138V137H113ZM128 138V137H127ZM196 139L197 138H200V136L198 135L197 137H195ZM206 138H210L209 136L206 137ZM31 139V138H30ZM121 139V138H120ZM179 139V138H178ZM194 139V138H193ZM191 139V141L193 140ZM216 139H217V136H216ZM223 139V138H222ZM34 140V139H33ZM52 140V139H51ZM63 140V139H62ZM83 140V139H82ZM119 140V139H118ZM117 140V141H118ZM124 140H127L126 138ZM203 144L205 143L204 141H207L208 143V140L209 139H201ZM26 141V140H25ZM31 141V140H30ZM65 141V140H64ZM72 141V140H71ZM74 141V140H73ZM120 141V140H119ZM179 141V140H177ZM195 141V139H194ZM49 142V141H48ZM75 142V143H77ZM122 142V141H121ZM25 143V142H24ZM51 143V142H50ZM49 143V144H50ZM54 143V142H53ZM64 143V142H63ZM71 143V142H70ZM120 143V142H119ZM163 143V142H162ZM170 143V142H169ZM179 143V142H178ZM183 142L181 141V144ZM186 143V142H185ZM2 144V143H1ZM29 144V143H28ZM48 144V145H49ZM67 144V143H66ZM66 144H65V147H66ZM103 144V143H101ZM107 144V143H106ZM109 144V143H108ZM117 143H115L116 145ZM166 144V143H165ZM164 144V146H165ZM172 144V143H170ZM180 144V145H181ZM187 144V143H186ZM184 144V145H186ZM235 144V145H234ZM26 145V144H25ZM57 145V144H56ZM78 147L76 148V152L78 151L77 153V156L74 158L76 163L79 161V157L78 155L80 153H82L81 151H84L85 150V147L86 148H90V144L88 143V145L86 146H83L82 148H80V142L77 143ZM163 145V144H162ZM174 145V144H173ZM176 145V143H175ZM179 145V144H178ZM183 145V144H182ZM184 145L182 146V148L184 147ZM200 145V143L198 144ZM206 145V144H205ZM224 145V144H223ZM60 146V145H59ZM69 146V145H68ZM71 146V145H70ZM74 146V145H72ZM71 146V147H72ZM109 146V145H108ZM113 146H114V143H113ZM119 146V145H118ZM168 146V145H167ZM170 146V145H169ZM207 146V145H206ZM23 147V146H22ZM63 147V146H62ZM70 147V148H71ZM160 148V146H158ZM163 147V146H162ZM200 147V146H199ZM198 147V148H199ZM201 147L203 148V145H201ZM24 148V147H23ZM110 148V147H109ZM121 148L123 149L122 145H121ZM126 148V147H125ZM123 149L122 152H121V155L120 158L122 157V164L120 166V168L118 167H115L118 169L119 173V176L120 174L123 176L121 178V181H123L125 184L123 185H128L130 186L131 183H135V186L136 184H138V186L141 188V189H136L137 191H134V193L130 194V193H127L124 194V195H120L121 198L119 199V203L118 201L115 202V204L117 203L118 206H122L121 208L125 209L126 208V211L129 210V213L125 215L123 214V211H119V213L117 215L121 216L122 219L124 220V218H128L129 220H127L125 223L126 225L129 226V228H131V233L133 235H131V238L129 237V240L127 241L128 244H130L131 248L133 249L132 251V254H134V256H138L140 254H142L143 250L141 248V243L138 242V238H136V235L139 236V237H143L145 238V240H151V239H156L157 240V236L159 235V233H161L162 231H164V229L166 228V226H168V223L170 222V218H175L177 221L183 219L184 217H187L191 212V210H195L196 208H193L194 207V204L197 203L198 199H200L201 197H204L205 199V193L208 191V187L210 185H208L209 183H211V180L209 179V177L206 179V177L208 176L207 173H206V170H207V167L200 165V167L197 169V170H194V171H197L194 173L193 176H191L190 172L189 171V168L191 167L190 166V160H188V163H185V162H182L183 159H185V156L183 155L182 157V161H176L175 158H173L175 156H171V155H168V154H165V155H161L162 152H159L157 153L156 156H153L154 154L152 155H149L147 157H138V155L136 156V158L133 157V159L129 158L127 156V149ZM165 148V147H164ZM210 148V147H209ZM209 148H206L209 150ZM26 149V148H25ZM73 149V148H72ZM102 149V148H101ZM105 149V148H104ZM119 149V148H118ZM117 149V150H118ZM149 149V150H148ZM157 149V148H156ZM166 149V148H165ZM175 149V147H174ZM186 151V147L184 148ZM192 149V148H191ZM194 149V147H193ZM196 149V148H195ZM201 149V148H200ZM227 149V148H226ZM19 150H20V146H19ZM18 150V151H19ZM39 150V149H38ZM51 150V149H50ZM57 150V148H56ZM64 150V149H62ZM69 150V149H68ZM106 150V149H105ZM109 150V149H108ZM116 150V152H117ZM121 149H119L120 151ZM170 151V148L168 149ZM167 150V151H168ZM179 150V149H178ZM29 153H27L28 155V159L29 160H35L37 159L38 157V154L36 152V150H27ZM159 151V149H158ZM165 151V150H164ZM188 151V150H187ZM186 151V152H187ZM195 151V150H193ZM201 151V150H200ZM80 152V153H79ZM102 154L104 151H102ZM110 152V151H109ZM116 152H113L114 154ZM132 152V151H131ZM137 152V153H138ZM172 152V151H170ZM199 152V151H198ZM207 152V150H206ZM20 153V152H19ZM41 153V152H40ZM84 153V152H83ZM89 153V152H88ZM100 153V152H99ZM111 153V152H110ZM150 153V152H149ZM156 153V152H155ZM201 153V152H200ZM199 153V154H200ZM226 153V151H225ZM1 154V153H0ZM4 154V153H3ZM101 154V153H100ZM108 154L107 152L105 153L104 152V155ZM118 154V152L116 153ZM115 154V156H116ZM120 154V152H119ZM133 154V153H132ZM136 154V153H135ZM144 154H147V153H144ZM172 154V155H173ZM179 154V153H178ZM185 154V153H183ZM187 154V153H186ZM198 153L196 152V155ZM198 154V157L200 156ZM210 154V153H209ZM91 155V154H90ZM93 155V154H92ZM195 155V154H193ZM1 156V155H0ZM67 156V155H66ZM70 156V155H69ZM107 156H110L107 155ZM106 156V157H107ZM114 156V157H115ZM140 156V155H139ZM146 156V155H145ZM179 156V155H178ZM190 156V155H188ZM192 156V155H191ZM213 156V155H211ZM6 157V156H5ZM59 157V156H58ZM57 157V158H58ZM101 157V156H100ZM176 157V156H175ZM206 157V156H205ZM216 157V156H215ZM19 158V157H18ZM105 158V157H104ZM118 158V157H115V159ZM124 158V159H123ZM178 159H180L179 157H176ZM192 158V161H193V157ZM200 158H203L200 156ZM223 158V157H222ZM68 159V158H67ZM91 159V158H90ZM107 159H109L107 157ZM190 159V158H189ZM209 159V158H208ZM38 160V159H37ZM92 160V159H91ZM118 160V159H116ZM115 160V161H116ZM186 160V159H185ZM211 160V159H210ZM4 161V160H3ZM7 160L5 159V162ZM74 161V162H75ZM103 161V160H102ZM195 161V160H194ZM213 161V159H212ZM9 162V161H8ZM33 162V161H32ZM63 162V161H62ZM119 162V161H118ZM200 162V161H198ZM204 161H202L203 163ZM207 162V161H206ZM220 162V161H219ZM218 162V163H219ZM11 163V162H10ZM31 163V162H30ZM80 163V162H79ZM107 163V161H106ZM114 163V162H113ZM116 163V162H115ZM3 164V163H2ZM59 164V163H58ZM61 164V163H60ZM74 163H72L73 165ZM119 164V165H120ZM193 164V163H192ZM197 164V162H196ZM197 164V165H198ZM206 164V163H205ZM11 165V164H10ZM21 165V164H20ZM24 165V164H23ZM29 165V164H28ZM39 165V162H37L35 165L32 166V164L29 166L31 170H34V169H37ZM63 165V164H62ZM91 167H92V164H90ZM89 165V166H90ZM105 165V163H104ZM112 165V164H111ZM118 165V166H119ZM207 165V164H206ZM212 165V163H211ZM217 165H220V164H217ZM223 165V164H222ZM78 166V164H77ZM80 166V165H79ZM94 166V165H93ZM190 166V167H189ZM193 166L190 168L191 170L193 169ZM203 166V167H202ZM1 167V166H0ZM24 167V166H23ZM88 167V166H87ZM106 167V166H105ZM112 167V166H111ZM213 167V166H212ZM10 168V167H9ZM75 168V167H74ZM72 168V171L73 169ZM93 168V167H92ZM113 168H114V165H113ZM195 168V166H194ZM215 168V167H214ZM15 169V168H14ZM19 169V167H18ZM58 169V168H57ZM89 169V168H88ZM87 169V170H88ZM94 169V168H93ZM109 169H111L109 167ZM109 169H108V172H109ZM218 169V167H217ZM223 170V168H220V170ZM22 170V169H20ZM86 170V172H87ZM107 170V169H106ZM30 171V170H29ZM114 171V170H112ZM193 171V172H194ZM213 171V170H212ZM218 171V170H217ZM2 172V171H1ZM11 172V171H9ZM31 172V171H30ZM76 172V171H75ZM84 172V171H83ZM85 172V173H86ZM74 173V172H73ZM115 173V175H117ZM219 173V172H218ZM245 173H248L250 174L249 176L245 175ZM58 174V173H56ZM75 174V173H74ZM78 174V173H77ZM111 174V172H110ZM210 174V173H209ZM220 174V173H219ZM226 174V173H225ZM1 175V174H0ZM8 175V174H7ZM29 176L31 175L28 174ZM35 175V174H34ZM33 175V176H34ZM55 175V174H54ZM62 175V174H61ZM80 175V174H79ZM78 175V176H79ZM84 175V174H83ZM88 175V173H87ZM114 175V177H115ZM214 175V174H213ZM224 175V174H223ZM37 176V175H36ZM35 176V177H36ZM59 176V175H58ZM211 176V175H210ZM25 177V176H24ZM83 177V176H80V178ZM86 177V176H85ZM113 176H110V178H112ZM212 177V176H211ZM219 177V176H218ZM216 177V178H218ZM66 178V177H65ZM74 178V177H73ZM79 178V177H78ZM23 179V178H22ZM76 179V178H75ZM94 179H95V182H94V185L91 186L90 188H92L93 190L95 189V191H97V187H98V182L100 183V181L102 182V175L100 172H95L94 174ZM105 179V178H104ZM209 179V180H208ZM34 180V179H33ZM82 180V178H81ZM83 180H85V178L83 177ZM109 180V178H108ZM113 180V178H112ZM111 180V181H112ZM119 180V179H118ZM1 181V180H0ZM73 181V179H72ZM89 181V180H88ZM93 182V180H91ZM110 181V180H109ZM30 182V181H29ZM74 182V181H73ZM114 183H111L112 184H115V180L113 181ZM1 183V182H0ZM28 183V182H27ZM34 183V182H33ZM63 183V182H62ZM91 183V182H90ZM212 183H213V179H212ZM221 183V184H220ZM23 184V183H20V185ZM25 184V182H24ZM23 184V187L25 186ZM31 184V183H30ZM56 184V183H55ZM75 184V182H74ZM103 184H104V180H103ZM106 184V183H105ZM214 184V183H213ZM11 185V184H10ZM9 185V186H10ZM29 185V184H28ZM59 185V184H57ZM76 185V184H75ZM116 185H117V182H116ZM115 185V186H116ZM120 185V184H119ZM13 186V184H12ZM19 186V184H18ZM22 186V185H21ZM71 186V185H69ZM74 186V185H73ZM81 186V185H80ZM106 186V185H105ZM108 186H109V183H108ZM134 186V185H133ZM217 186V187H219ZM11 187V186H10ZM101 187V186H100ZM112 187V190L113 189V185L111 186ZM120 187V186H119ZM124 187V186H123ZM213 187V185H212ZM16 188V187H15ZM18 188V187H17ZM20 188V187H19ZM25 188V187H24ZM27 188V187H26ZM57 188V187H56ZM74 188V187H73ZM76 188V187H75ZM121 188V187H120ZM136 187H133V189H135ZM153 188V189H151ZM219 188V189H220ZM11 189H14L13 187ZM21 189V188H20ZM53 189V187H52ZM70 189V187H69ZM68 189V190H69ZM123 189V188H122ZM218 189V190H219ZM74 190L73 193H75V189H72ZM72 190L70 192H72ZM77 190V189H76ZM111 190V191H112ZM216 190V191H218ZM84 191V190H83ZM117 191V190H116ZM122 191V190H121ZM130 191V190H128ZM2 192V191H1ZM6 192V191H5ZM9 192V191H8ZM24 192V191H23ZM36 192V191H35ZM51 192V191H50ZM103 192V191H102ZM119 192V191H118ZM221 192V193H222ZM10 193V192H9ZM21 193V192H19ZM53 193V192H52ZM60 193V192H59ZM68 193V192H67ZM83 193V192H82ZM88 193V192H87ZM112 193V192H111ZM110 193V194H111ZM114 193V191H113ZM211 193V191H210ZM219 193V194H221ZM15 194V193H14ZM32 194V193H31ZM38 194V193H36ZM72 194V193H71ZM100 194V192H99ZM116 194V192H115ZM218 194V195H219ZM41 195V193L39 194ZM106 195V194H105ZM112 195V194H111ZM119 195V194H118ZM214 195V193H213ZM217 195V196H218ZM222 195V194H221ZM220 195V196H221ZM31 196V195H30ZM34 196V194H33ZM36 196V195H35ZM34 196V197H35ZM67 196V195H66ZM80 196V195H79ZM98 196V195H97ZM114 196V195H113ZM209 196V195H208ZM211 196V195H210ZM5 197V196H4ZM39 197V196H37ZM36 197V198H37ZM55 197V196H54ZM63 197V196H62ZM84 197V195H83ZM91 197V196H90ZM116 197V196H115ZM219 197V196H218ZM11 198V197H10ZM26 198V197H25ZM35 198V199H36ZM52 198V197H51ZM57 198V197H56ZM59 198V197H58ZM67 198V197H65ZM80 198V197H79ZM93 198V197H91ZM95 198V197H94ZM211 198V197H209ZM214 198V197H213ZM23 199V198H22ZM29 199V198H28ZM33 199V198H32ZM42 199V198H41ZM69 198H67L66 200H68ZM73 199V198H72ZM75 199V198H74ZM106 199V197L103 198L102 201H104ZM109 199V192H108V198ZM218 199V198H217ZM93 200V199H92ZM201 200V199H200ZM219 200V199H218ZM221 200V199H220ZM3 201L4 198H3ZM29 201V200H28ZM52 200L50 199V202ZM55 201V199H54ZM58 201L60 202L61 199H57V203ZM91 201V200H90ZM101 201V203H102ZM203 201V200H202ZM208 201V200H207ZM212 201V200H210ZM18 202V200H17ZM21 202V201H20ZM53 202V201H52ZM63 202V201H62ZM71 202V200H70ZM69 202V203H70ZM86 202H89V201H86ZM105 202V201H104ZM194 202V203H193ZM200 202V201H199ZM221 202V201H220ZM10 203V202H9ZM14 203V201H13ZM41 203V202H40ZM67 203V201H66ZM82 203V202H81ZM85 203V202H84ZM83 203V204H84ZM109 203V202H108ZM111 203L113 202H110L108 204L109 208H108V211L112 210L114 208V206H111ZM124 205H123V204ZM202 203V202H201ZM208 203V202H206ZM4 204V202H3ZM17 204V203H16ZM36 204V205H35ZM52 204V203H51ZM93 205L95 203H92ZM100 204V203H99ZM107 204V203H106ZM204 204V203H203ZM202 204V205H203ZM212 204V203H211ZM5 205V204H4ZM12 205V204H11ZM56 205V204H55ZM88 205H90L88 203ZM96 205V204H95ZM102 205V204H100ZM99 205V206H100ZM114 205V204H113ZM218 205V204H217ZM224 205V204H223ZM21 206V205H20ZM37 203L34 202L33 200H30V202H28L27 204V207L30 209V213L29 214V218H28V222L30 223V231L26 234V236H29V239H26L25 242H27L28 244L26 245H23V246H26L28 249L26 250L28 253L27 254H30L31 252L33 253L38 251L40 249V247L42 246H39L38 245V242L37 241V237H38V232H39V223L42 224V220L40 218V222H39V216H38V212H39V208H37ZM62 206V205H61ZM72 206H74L72 208ZM72 206L68 207L66 206V210L64 209V212H63V220L64 221H67L69 218H72L74 215H77V205L73 204L72 203ZM84 206V205H83ZM98 206V205H97ZM97 207L95 208L94 212L91 211V220H92V223H91V227L89 225V230L87 232V236L85 237H82L80 241H82V244H85L84 247L87 249V250H92L94 249L95 252H94V259L91 258L90 260L87 259L86 264H99L98 262V254L100 253V249H96L98 248L97 247V242L99 241L97 236H101L98 235L99 233H95V231H98L100 229V226H103V224L101 225V213L102 212V208L101 207ZM119 206V207H120ZM207 206V204H206ZM204 206V207H206ZM210 206V204L208 205ZM221 204L219 205V208H220ZM11 207V206H10ZM40 207V206H39ZM52 207V206H51ZM55 207V206H54ZM53 207V208H54ZM57 207H59V204L57 205ZM65 207V206H64ZM94 207V206H93ZM107 207V206H106ZM198 207V205H197ZM211 207V206H210ZM214 207V206H213ZM218 207V206H217ZM19 208V207H18ZM62 208V207H61ZM101 208V209H100ZM202 208V207H201ZM199 209V210H202V209ZM207 208V207H206ZM216 211H218V209ZM228 208H234L233 211L231 210V212H227V209ZM12 209V208H11ZM14 209V208H13ZM20 209V208H19ZM28 209V210H29ZM119 209V208H117ZM54 210V209H53ZM59 210V209H58ZM62 210V209H61ZM106 210V209H105ZM206 210V209H205ZM205 210H203L205 212ZM4 211V210H3ZM11 211V210H10ZM125 211V212H126ZM197 211V210H196ZM202 211V213H203ZM223 211V212H224ZM6 212V211H5ZM13 212V210L10 212V215L11 213ZM16 212V211H15ZM51 212V211H49ZM86 212V211H85ZM199 212V211H197ZM195 212L194 213V216H197L198 217V213ZM2 213V212H1ZM53 213V211H52ZM112 213V212H111ZM209 213V212H207ZM222 213V212H221ZM234 214V221H231L228 219L229 215L231 214ZM20 214V213H19ZM54 214V213H53ZM57 214V213H56ZM85 214V213H84ZM82 213V215H84ZM100 214V215H99ZM106 214V213H105ZM214 214V213H213ZM2 215V214H1ZM9 215V216H10ZM81 215V216H82ZM123 215L126 216L123 218ZM192 215V214H191ZM190 215V217H191ZM209 215V214H208ZM207 215V217H208ZM211 215V214H210ZM7 216V215H6ZM72 216V217H71ZM106 216V215H105ZM110 216V215H109ZM112 216V215H111ZM110 216V217H111ZM193 216V215H192ZM212 216V215H211ZM210 216V217H211ZM17 217V216H16ZM28 217V216H27ZM75 217V216H74ZM73 217V218H74ZM77 217V216H76ZM205 217V218H207ZM214 216L211 217V219L213 218ZM221 217H223L221 215ZM232 217V216H231ZM18 218V217H17ZM17 218H14L11 220V222L9 223L10 225V228L13 229V232H16L18 233L19 232V221H17ZM22 218V217H20ZM55 218V217H54ZM86 218V216H85ZM116 218V217H115ZM120 218V217H118ZM168 218V222L166 221V219ZM215 218V217H214ZM213 218V219H214ZM80 219V218H79ZM83 219V218H82ZM82 219H80L79 221H81ZM87 219V218H86ZM112 219V217H111ZM193 219V217H192ZM191 219V220H192ZM195 219V218H194ZM217 219V218H216ZM7 220V218H6ZM20 220V219H19ZM58 220V217L57 219ZM73 220V219H72ZM88 220V219H87ZM115 220V219H114ZM119 220V219H118ZM173 220V219H172ZM215 220V219H214ZM218 220V219H217ZM221 220V218H220ZM21 221V220H20ZM75 221V219H74ZM89 221V220H88ZM189 221V220H188ZM4 222V221H3ZM54 222V221H53ZM59 222V221H58ZM61 222V220H60ZM105 222V220H104ZM111 222V220H110ZM113 222V221H112ZM186 222V221H185ZM190 222V221H189ZM198 222V221H197ZM205 222V221H204ZM217 222V221H216ZM28 223V224H29ZM82 223V222H81ZM107 223V221L105 222ZM119 223V222H118ZM122 223V222H121ZM188 223V222H186ZM213 223V222H212ZM221 223V222H220ZM4 224V223H1L0 226ZM7 224V223H6ZM5 224V225H6ZM57 224V223H56ZM63 224V223H62ZM66 224V222H65ZM83 224V223H82ZM178 224V223H177ZM182 224V223H181ZM180 224V225H181ZM184 224V223H183ZM216 224V223H215ZM222 224V223H221ZM49 225V223H48ZM78 225V224H77ZM105 225V224H104ZM107 225V224H106ZM118 225V224H116ZM207 225V224H206ZM23 226V225H22ZM42 226V225H41ZM53 226V225H52ZM63 226V225H62ZM69 226V225H68ZM80 226V224H79ZM86 226V225H85ZM114 226V225H113ZM120 226V225H119ZM222 226V225H221ZM3 227V225H2ZM50 227V226H49ZM57 227V225H56ZM179 227V226H178ZM213 226H211L212 228ZM219 227V226H218ZM24 228V227H23ZM27 228V227H26ZM53 228V227H52ZM108 228V227H107ZM105 228V229H107ZM110 228V226H109ZM120 228H124V227H120ZM181 228V227H180ZM179 228V229H180ZM186 228V227H185ZM188 228V227H187ZM194 228V227H193ZM197 228V227H196ZM25 229V228H24ZM50 229V228H49ZM82 229V228H81ZM86 229V228H85ZM219 229V228H218ZM7 228L5 227L4 229H2V234H5ZM68 230V229H67ZM77 230V229H76ZM108 230V229H107ZM126 230V229H125ZM123 229V233L125 231ZM128 230V229H127ZM168 230V229H167ZM175 230V229H174ZM178 230V229H177ZM181 230V229H180ZM188 230V229H187ZM212 231L214 230L211 229ZM22 231V230H21ZM20 231V232H21ZM42 231V230H40ZM58 231V230H57ZM72 231V230H71ZM83 231V230H82ZM171 231V230H170ZM172 231H173V228H172ZM19 232V233H20ZM23 232V231H22ZM62 232V231H61ZM85 232V231H84ZM84 232H82L84 234ZM107 232V231H106ZM105 232V233H106ZM122 232V231H121ZM167 232V231H166ZM181 232V231H180ZM185 232V231H184ZM203 232V231H202ZM211 232V231H209ZM12 233V232H11ZM55 233V232H54ZM57 233V232H56ZM109 232H107L108 234ZM112 233V232H111ZM122 233V234H123ZM126 233V231H125ZM179 233V232H178ZM186 233V232H185ZM195 233V232H194ZM207 233V232H206ZM24 234V233H23ZM23 234H20V237L21 235ZM71 234V233H70ZM77 234V233H76ZM127 234V233H126ZM129 234V233H128ZM163 234V233H162ZM205 234V233H204ZM214 234V233H213ZM212 234V235H213ZM216 234V233H215ZM19 235V234H18ZM114 235V234H113ZM179 235V234H178ZM181 235V233H180ZM179 235V236H180ZM12 236V235H11ZM103 236V235H102ZM111 236V235H110ZM204 236V235H203ZM216 236V235H215ZM15 237V235H14ZM75 237V236H74ZM119 237V236H118ZM122 237V236H121ZM165 237V236H164ZM178 237V236H177ZM188 237V236H187ZM3 238V237H2ZM13 238V236H12ZM39 238V237H38ZM76 238V237H75ZM101 238V237H100ZM107 238V237H106ZM111 238V237H110ZM163 238V237H162ZM181 238V237H180ZM206 238V237H205ZM5 239V238H4ZM10 239V238H8ZM114 239V238H113ZM171 239V238H170ZM169 239V240H170ZM175 239V238H174ZM179 239V237H178ZM3 240V239H1ZM7 240V239H5ZM19 240V238H16L14 241H16L15 243V247L19 244L17 243ZM21 240V238H20ZM72 239H70L71 241ZM74 240V239H73ZM76 240V239H75ZM125 240V239H124ZM140 240V239H139ZM155 240V241H156ZM173 240V239H172ZM207 240V239H206ZM205 240V241H206ZM213 240V239H212ZM4 241V240H3ZM12 241V240H11ZM42 241V240H41ZM58 241V240H57ZM66 241V240H65ZM101 241V240H100ZM115 241V240H114ZM187 241V240H186ZM201 240H199L198 242H200ZM204 241V240H203ZM222 241V239H221ZM10 243V241H8ZM23 242V241H22ZM73 242V241H72ZM103 242H104V239H103ZM121 242H122V239H121ZM164 242H167L166 240ZM179 242V241H178ZM181 242V240H180ZM197 242V243H198ZM4 243V242H3ZM5 243H7L5 241ZM8 243V244H9ZM12 243V242H11ZM124 243V242H123ZM195 243V242H194ZM208 243V242H207ZM211 243V242H210ZM214 243V241H213ZM5 245L3 244L4 246V249L1 248V251L3 249V252L0 253V261L1 259L4 260V258H7L10 256V252L11 249L14 247L12 245ZM23 244V243H22ZM40 244V243H39ZM58 244V243H57ZM78 244V242H77ZM101 244V243H100ZM105 244V243H104ZM157 249H158V254H161V251H163L164 247L166 246L164 243H157ZM176 244V243H175ZM199 244V243H198ZM202 241H201V245H202ZM219 244V243H218ZM68 245V243H67ZM66 245V246H67ZM72 245V244H71ZM80 245V244H79ZM96 245V246H95ZM111 245V243L109 244V246ZM156 245V244H155ZM170 245V244H169ZM174 245V244H173ZM178 248L181 246V244L179 243L178 244ZM184 246V243L182 244ZM187 245V244H186ZM200 244L197 245V246H201ZM205 246V244H203ZM212 245V244H211ZM210 245V246H211ZM1 246V245H0ZM65 246V247H66ZM81 246V245H80ZM122 246V245H121ZM182 246V247H183ZM196 246V247H197ZM207 246V245H206ZM70 247V246H69ZM67 247V248H69ZM73 247V246H71ZM75 247V246H74ZM95 247V248H94ZM102 247V245H100V248ZM148 247V246H147ZM169 247V246H168ZM171 247V245H170ZM169 247V248H170ZM182 247L180 249H182ZM202 247V246H201ZM199 247V248H201ZM45 248V247H44ZM79 248V247H78ZM103 248V247H102ZM101 248V249H102ZM117 248V247H116ZM124 248V247H123ZM175 248V247H174ZM185 248V247H183ZM198 248V249H199ZM207 248V247H205ZM210 248V247H208ZM207 248V249H208ZM219 248V246L217 245V243L214 245V252L213 253H206L205 252V249L203 250H200V252L198 253L196 249H194V246H193V243L190 244V246H188L186 248V250L184 252H182L180 255L183 256H187V257H190L192 258L194 255V258L193 260L194 261H197V262H193V263H196V264H218L217 263V260H216V257L218 256V251L217 249ZM83 249V248H82ZM85 249V250H86ZM109 249V248H108ZM121 249V248H120ZM159 249L161 251H159ZM167 250H169L168 248H166ZM206 249V250H207ZM211 249V248H210ZM18 250V249H17ZM63 250V249H62ZM77 250V249H76ZM79 250V249H78ZM104 250V248H103ZM128 250V249H127ZM147 250V249H146ZM149 250V249H148ZM40 251V250H39ZM38 251V253H39ZM57 251V250H56ZM59 251V250H58ZM68 251V250H67ZM112 251V250H111ZM110 251V252H111ZM125 251V250H123ZM199 251V250H198ZM216 251V253H215ZM14 252V251H13ZM60 252V251H59ZM102 252V251H101ZM119 252V251H118ZM117 252V253H118ZM146 252V251H145ZM166 252V251H165ZM163 252V253H165ZM170 252H172V250H169L168 254H171ZM179 252V250H178ZM177 252V253H178ZM25 253V252H24ZM23 253V254H24ZM37 253V252H36ZM52 253V252H51ZM56 253V252H55ZM64 253V252H63ZM98 253V254H97ZM148 253V252H147ZM154 253V252H153ZM60 254V253H59ZM77 254V253H76ZM104 254V253H103ZM102 254V258H103V255ZM124 254V253H123ZM155 254V253H154ZM207 254V255H206ZM25 255V254H24ZM35 255V254H34ZM39 255V254H38ZM37 255V256H38ZM43 255V254H42ZM64 255V254H63ZM66 255V254H65ZM70 255V254H69ZM82 255V254H81ZM107 255V254H106ZM111 256H113L112 254H109ZM145 255V254H144ZM175 255V254H174ZM19 256V255H18ZM36 256V255H35ZM34 256V258H35ZM36 256V257H37ZM41 256V254H40ZM39 256V258H40ZM59 256V255H58ZM100 256H101V253H100ZM115 256V255H114ZM124 256V255H123ZM141 256V255H140ZM156 256V255H155ZM154 256V257H155ZM20 257V256H19ZM23 257V255H22ZM66 257V256H65ZM73 257V256H72ZM117 257V256H116ZM152 257V256H151ZM14 258V257H13ZM28 258V257H27ZM33 258V255L32 257ZM30 258V259H31ZM87 258V257H86ZM101 258V260H102ZM115 258V257H114ZM124 258V257H123ZM129 258V257H128ZM132 258V257H131ZM129 258V260L131 259ZM134 258V257H133ZM161 258V257H160ZM175 258V257H174ZM213 258V259H212ZM8 259V258H7ZM6 259V260H7ZM35 259H38V258H35ZM34 259V260H35ZM42 259V258H41ZM73 259V258H72ZM77 259V258H76ZM113 259V258H112ZM117 259V258H116ZM134 259H137V258H134ZM133 259V260H134ZM157 259V258H156ZM32 260V259H31ZM55 260V259H54ZM57 260H58V257H57ZM100 260V259H99ZM126 260V263L128 264L127 262V259ZM124 260V261H125ZM147 260V259H146ZM180 260V259H179ZM190 260V259H189ZM14 261V260H13ZM20 261V259H19ZM30 261V260H29ZM123 261V260H122ZM137 261V260H136ZM166 262V260H164ZM181 261V260H180ZM26 262V261H25ZM24 262V263H25ZM28 262V260H27ZM147 262V261H146ZM145 262V263H146ZM164 262V263H165ZM184 262V261H183ZM199 262V263H198ZM13 263V262H12ZM30 263V262H28ZM38 263V262H37ZM54 263V262H53ZM52 263V264H53ZM123 263V262H122ZM125 263V264H126ZM148 263V262H147ZM163 263V264H164ZM190 263V262H189ZM14 264V263H13ZM16 264V263H15ZM21 264V263H20ZM41 264V263H40ZM57 264H78L77 261H74L72 260L71 262H67L65 261L64 263H62V261L59 263L57 262ZM116 264V263H115ZM144 264V263H143ZM153 264H162V261L160 260H155V263ZM168 264V262L166 263Z\"/></svg>","mask_w":264,"mask_h":264}]
</instances>
